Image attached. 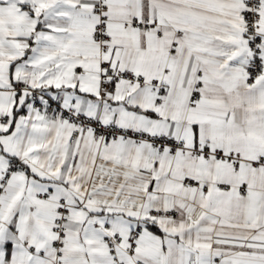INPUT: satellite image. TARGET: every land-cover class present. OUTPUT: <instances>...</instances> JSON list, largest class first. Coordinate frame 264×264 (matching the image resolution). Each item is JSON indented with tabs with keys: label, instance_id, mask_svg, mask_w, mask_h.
Masks as SVG:
<instances>
[{
	"label": "snow or ice",
	"instance_id": "1",
	"mask_svg": "<svg viewBox=\"0 0 264 264\" xmlns=\"http://www.w3.org/2000/svg\"><path fill=\"white\" fill-rule=\"evenodd\" d=\"M0 264H264V0H0Z\"/></svg>",
	"mask_w": 264,
	"mask_h": 264
}]
</instances>
